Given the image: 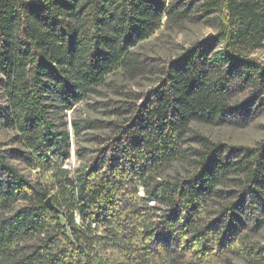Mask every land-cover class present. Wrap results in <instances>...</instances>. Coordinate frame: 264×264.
Segmentation results:
<instances>
[{
	"label": "trees",
	"instance_id": "obj_1",
	"mask_svg": "<svg viewBox=\"0 0 264 264\" xmlns=\"http://www.w3.org/2000/svg\"><path fill=\"white\" fill-rule=\"evenodd\" d=\"M263 4L202 0L203 13L216 12L218 30L163 64L157 84L109 142L87 160L76 147L81 163L71 176L63 166L71 137L54 114L120 64L133 70L134 48L160 26L166 5L0 0L3 114L25 147L17 156L51 171L55 188L50 193L0 161V264L196 263L239 250L237 240L249 264H264V244L240 235L264 215V137L236 145L199 136L190 176L156 177L189 158L193 120L221 121L237 92L245 101L235 106L256 105L264 95V60L248 52L264 38ZM49 195L55 209L45 204Z\"/></svg>",
	"mask_w": 264,
	"mask_h": 264
},
{
	"label": "rangeland",
	"instance_id": "obj_2",
	"mask_svg": "<svg viewBox=\"0 0 264 264\" xmlns=\"http://www.w3.org/2000/svg\"><path fill=\"white\" fill-rule=\"evenodd\" d=\"M161 1L165 3L167 11L161 17L160 26L134 48L136 67L127 70L120 64L70 109H60L54 114L59 128L67 130L71 137V157L63 163L64 167L71 170V176L74 168L81 163L74 153L75 148L84 150L87 160L91 150L109 142L118 130V125L131 119L134 105L140 103L145 92L157 84L163 64L184 51L193 41L203 39L219 28L215 11L203 13L202 0ZM172 5H175V10L168 12ZM248 52L264 60V38L259 45L249 47ZM244 96L241 92L233 96L231 110L221 121L193 120L185 143V147L190 148L189 158L174 161L159 169L157 179L188 177L193 173L192 160L197 157L195 150L200 148L199 136L236 145H253L264 137V95L257 99L256 105L246 103L235 106L245 101ZM6 105L5 80L0 72V161L17 167L34 183L46 186L50 193L55 192L51 171L30 165L17 156L16 151L25 147L17 139L16 130L6 122L3 114ZM73 122L77 124L78 130L73 128ZM137 189L140 194L144 193L141 185ZM149 202L154 203V200L150 199ZM259 219L242 229L240 235L264 244V215ZM239 241L236 242L239 250L224 248L223 255L217 259L174 264H249L240 253L245 246L239 245ZM157 264L172 263L167 261Z\"/></svg>",
	"mask_w": 264,
	"mask_h": 264
},
{
	"label": "water",
	"instance_id": "obj_3",
	"mask_svg": "<svg viewBox=\"0 0 264 264\" xmlns=\"http://www.w3.org/2000/svg\"><path fill=\"white\" fill-rule=\"evenodd\" d=\"M45 204L47 205V207L51 208V209H55L56 206L54 205V203L52 202L51 196H47L46 200H45Z\"/></svg>",
	"mask_w": 264,
	"mask_h": 264
}]
</instances>
